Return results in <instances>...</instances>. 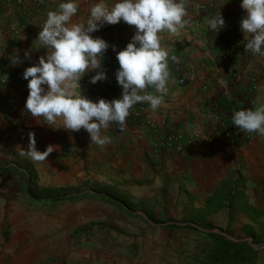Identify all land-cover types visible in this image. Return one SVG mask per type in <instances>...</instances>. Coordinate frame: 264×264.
Segmentation results:
<instances>
[{"label":"crops","instance_id":"obj_1","mask_svg":"<svg viewBox=\"0 0 264 264\" xmlns=\"http://www.w3.org/2000/svg\"><path fill=\"white\" fill-rule=\"evenodd\" d=\"M43 1L40 5L26 0L25 13L14 0H0V147L13 148L20 138L29 141L31 133L45 148L52 144L76 149L75 153L87 150L96 155L95 161L112 163L115 170L110 169L109 177L127 184L108 193L122 195L124 201L109 205L117 218L104 243L94 236L86 238V231L76 242L67 235L46 242L26 234V220H20L13 234L0 236V264H216L211 261L216 240L210 232L249 239L227 231L230 224L252 230L255 236L248 241L260 250L256 264H264V244L255 245L259 234L254 227L264 228V136H248L232 123L235 110L264 104V57L245 51L240 23L246 11L241 0H228L222 7L220 0H187L186 28L178 35L163 33L162 44L172 49L179 63H169V91L161 107L153 110L149 105L146 111L163 125V132H181L194 144L188 154L160 155L154 151L155 130L144 112L135 114V106L123 131L117 125L106 130L112 142L104 147L91 143L83 128L54 130L25 109L29 90L23 72L48 51L37 48L39 23L59 3ZM88 7L89 0H81L74 19L86 17ZM218 8L225 26L214 33L206 20ZM134 33L135 26L123 20L92 33L110 45L102 60L107 79L93 84L95 71L87 73L80 81L82 94L93 100L121 95L116 52ZM16 55L20 59L13 63ZM223 120L232 129L231 137L218 130ZM121 169L125 172L117 175ZM85 206L90 205H76L79 210ZM83 218L94 225L101 220L94 215Z\"/></svg>","mask_w":264,"mask_h":264},{"label":"clouds","instance_id":"obj_2","mask_svg":"<svg viewBox=\"0 0 264 264\" xmlns=\"http://www.w3.org/2000/svg\"><path fill=\"white\" fill-rule=\"evenodd\" d=\"M227 2L220 0L219 5ZM240 6L246 11L240 23L245 51L264 57V0H241ZM80 11L81 0H59L58 7L50 9L39 23L37 48L48 51L23 72L29 90L25 109L54 130L83 128L91 143L104 147L112 142L106 130L117 125L123 131L135 105L148 103L156 110L163 104L171 79L169 63H179L172 49L162 44L163 33L178 35L185 29L189 8L187 0H89L88 15L74 19ZM121 20L135 26L130 41L116 52L119 67L115 76L121 95L93 100L82 94L80 81L91 71H95L91 83L107 79L102 60L110 45L92 33ZM206 25L214 33L225 26L219 8L207 18ZM112 47L115 51L116 46ZM25 55L30 52L25 51ZM19 59L13 56L12 62ZM232 123L241 131L264 136V104L235 110ZM55 146L38 150L35 135L30 133L27 150L21 148L19 154L44 161Z\"/></svg>","mask_w":264,"mask_h":264},{"label":"rangeland","instance_id":"obj_3","mask_svg":"<svg viewBox=\"0 0 264 264\" xmlns=\"http://www.w3.org/2000/svg\"><path fill=\"white\" fill-rule=\"evenodd\" d=\"M28 144L29 141L20 138L13 148L0 147V236L8 238L18 228L15 224L26 220L23 221L26 234L39 240H60L67 235L76 242L81 231H86V238L94 236L96 241L104 243L115 225L116 213L109 205L124 201L122 195L108 193L118 185L124 187L127 181L115 176L110 178L109 171L115 170L114 165L105 160L95 161L96 155L87 150L75 153L73 148L56 147L46 160L34 161L19 154L21 148L27 150ZM36 147L40 151L46 149L37 142ZM124 172L121 169L117 175ZM72 193H82L83 196L76 201L46 204L45 199L49 197ZM83 203L90 206L79 210L76 205ZM78 214L82 216L79 220ZM84 215L86 218L94 215L101 220L94 221V225L83 221ZM254 227L259 234L255 245L261 246L264 244V228L257 224ZM231 230L247 238L255 236L246 226L230 224L227 231Z\"/></svg>","mask_w":264,"mask_h":264},{"label":"trees","instance_id":"obj_4","mask_svg":"<svg viewBox=\"0 0 264 264\" xmlns=\"http://www.w3.org/2000/svg\"><path fill=\"white\" fill-rule=\"evenodd\" d=\"M82 196V193H72L52 196L45 200L46 204L47 202L58 204L66 201L80 200ZM210 234L216 240V245L211 254V261L213 263L256 264V258L259 256L260 250L256 249L247 239L230 238L217 232H210Z\"/></svg>","mask_w":264,"mask_h":264},{"label":"built area","instance_id":"obj_5","mask_svg":"<svg viewBox=\"0 0 264 264\" xmlns=\"http://www.w3.org/2000/svg\"><path fill=\"white\" fill-rule=\"evenodd\" d=\"M14 2L21 6L25 13L28 12V6L26 4V0H14ZM39 4H43V0H38ZM14 31L19 32L21 30L20 26L15 25L13 26ZM149 106L148 103H138L135 105V114L140 115L142 112L146 114L147 117V124L151 126L155 130V140H154V151L158 155L162 154L165 151H171L181 154H188V151L191 147V144L194 142L187 138L185 134L181 132H163L162 126H159L152 118L151 114L146 111L147 107ZM222 129L223 134L225 137L232 136V129L230 125L227 124L225 120L220 123L218 130ZM252 133H248L247 135L250 136Z\"/></svg>","mask_w":264,"mask_h":264},{"label":"water","instance_id":"obj_6","mask_svg":"<svg viewBox=\"0 0 264 264\" xmlns=\"http://www.w3.org/2000/svg\"><path fill=\"white\" fill-rule=\"evenodd\" d=\"M223 234L226 235L227 237L231 238V236H229L228 234H226V233H223ZM248 240L252 241V238H249Z\"/></svg>","mask_w":264,"mask_h":264}]
</instances>
